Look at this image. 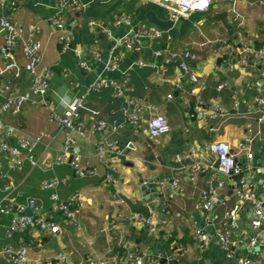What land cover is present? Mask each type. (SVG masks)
<instances>
[{
    "label": "crops",
    "instance_id": "1",
    "mask_svg": "<svg viewBox=\"0 0 264 264\" xmlns=\"http://www.w3.org/2000/svg\"><path fill=\"white\" fill-rule=\"evenodd\" d=\"M77 1L80 8L65 9L61 15L64 26L72 21L69 28H59L52 20L58 10L57 0H19L16 10L8 8L4 11L23 29L24 36L28 35L30 26L38 27L37 38L42 53L38 70L42 71L44 67L54 69L47 98L53 101L57 112L62 113L65 104L85 92L98 76L118 81L127 76L130 90L125 97H145L148 102L159 106L170 122L171 131L152 138L145 122L149 112H145V119L138 126H130L122 110L125 97H116L110 88L100 93L90 91L79 116L84 123V134H75L73 150L81 154L83 164L95 168L96 172L78 176L69 162H57L65 147L66 131L50 120L47 108L26 103L18 114H0V123L4 126L0 128V134L6 132L10 135L8 140L18 147L19 156L24 158L22 169L12 170L7 155L0 153L5 173L0 180V202L12 200L24 206L21 212L0 211V264H14L2 254L3 247L10 242L28 245L30 264L61 252L67 254L69 264H76L79 260L96 264L103 258L109 264H127L129 254L137 247L147 252L144 264H234L237 235L242 236L240 244H245L254 233L250 204L246 203L240 211L239 228L232 235L235 252L229 257L222 250L216 233L227 229L225 212L233 208L238 199L231 180L218 171L214 175L217 158L210 145L224 141L238 152L247 182L264 200V120L261 119L264 107L259 112L249 113L255 100L264 96V80L258 63L245 56L246 47L264 45V0H214L209 10L192 12L177 20L171 19L164 6L149 0ZM121 13L129 15V24L116 23ZM142 23L161 28L164 36L158 40L144 39L136 50L119 48L117 67L112 69L115 42ZM63 33L71 39L67 52L62 51L59 42ZM4 34L5 30L0 28V45L4 42ZM96 48L100 50V58L95 57ZM160 48L188 49L197 54L190 66L203 88L190 82L176 65L164 64L163 58L155 55ZM10 60L23 69L26 59L19 42L11 48L8 59L0 51V69H5ZM81 60H86L91 68L83 69ZM139 60L147 64L138 66ZM154 64L162 66L160 72ZM9 79L13 80L18 92L31 90L32 75L28 72L22 70L18 78L8 73L1 75L0 88ZM221 82L227 83L223 89L218 88ZM198 92L205 104L217 101L224 113L215 118L199 115ZM171 93L173 97L169 98ZM235 97L240 102L237 110L233 107ZM34 98L38 97L34 95ZM2 99L0 95V102ZM98 119L105 120L108 128L96 129ZM248 123L252 124L256 135L252 160L238 151ZM121 124L124 126L116 133L114 127ZM20 132L30 136L44 133L34 148V161L27 158L28 150L19 142ZM257 132H260L258 136ZM114 139L126 149L125 156H113L105 163L100 160L97 145ZM193 148L194 153L178 160V154L189 153ZM197 162L202 163L204 170L194 179L191 168ZM112 167L117 169L116 173ZM111 172L118 176L115 183L108 180ZM137 172L146 178H159L161 190L150 198L138 193ZM52 179L59 180L56 187L47 189L42 186L44 180ZM164 179H178L181 191L169 183L164 184ZM218 180L225 183L220 190L221 201L211 210L202 212L198 205L199 196ZM53 192L64 200L75 192L80 193L74 208L77 224L53 212ZM31 199L35 200L38 210L29 206ZM39 213L54 218L60 226V233L45 235L36 224L13 240L7 236L15 214L36 216ZM136 216L152 218L158 227L156 233H150L146 224L138 221ZM114 224L124 228L125 232L121 234ZM198 228L213 236L205 251L200 250L195 237ZM160 236L163 241L158 240ZM157 244L163 246L168 259L175 260L173 263H160ZM255 250L262 251L258 261L264 262V248L258 246ZM247 254V248L242 249V257Z\"/></svg>",
    "mask_w": 264,
    "mask_h": 264
},
{
    "label": "built area",
    "instance_id": "2",
    "mask_svg": "<svg viewBox=\"0 0 264 264\" xmlns=\"http://www.w3.org/2000/svg\"><path fill=\"white\" fill-rule=\"evenodd\" d=\"M156 2L170 12V17L173 20H177L181 16H189L192 12L196 11H207L210 9L214 0H149ZM235 2L237 0H234ZM19 0H0V28L5 30L4 42L0 45V51L8 59L11 56V48L20 43L23 54L26 59V63L21 69L14 60L7 62L5 69H0V76L5 73L10 74L13 78H18L21 71L24 70L32 75L31 90L29 92H18L13 86V80L9 79L1 88L0 95L3 97L0 102V114L12 113L18 114L22 111V107L26 103H32L35 105L44 106L49 110L50 120L55 122L58 126L62 127L66 131L65 147L62 153L58 156V163L69 162L74 172L78 176H85L91 173H95L96 169L86 166L82 163V157L79 152L73 150L75 144V134H84V123L79 120L80 110L83 107L85 101L88 98L89 92L100 93L105 89H112L113 94L116 97H125L126 93L130 90L128 85V77L126 76L123 81H118L113 78L98 76L91 84H89L87 90L69 100L65 104V109L62 113L57 112L56 106L49 98H47L48 92L52 88V79L54 76V69L50 67H44L42 71L38 70V65L42 60L40 41L37 38V26H30L27 36H24L23 29L18 23L7 16L4 11L5 9L16 10L19 5ZM58 10L56 15L53 16V22L59 27L63 28L64 24L61 20V15L65 9L68 8H80V3L77 0H57ZM234 2V3H235ZM94 24V21L90 22ZM116 23H130V17L126 13H121L117 16ZM164 30L161 28L151 25L148 23H142L136 28H131L121 38H119L113 49L115 50L112 55V69L117 67L118 63V49L125 48L127 50H136L142 45V40H158L164 36ZM61 49L63 52L71 46L70 37L63 33L59 37ZM210 42V41H208ZM244 44L243 41H241ZM96 58H100V50L96 48ZM157 57L163 58V63L166 65H176L180 70L183 71L185 76L190 82L199 84L203 88V83L200 81L198 76L192 70L190 63L197 59V54L190 50H173L170 48H160L155 51ZM245 56L247 60L254 58L260 60V75L264 80V45L259 48L246 47ZM247 60H245L247 62ZM253 60V59H252ZM147 62L139 60L138 66H144ZM80 66L83 69L89 70L90 64L86 60L80 61ZM161 71V65L154 64ZM227 85L226 82H221L218 85L219 89H223ZM36 95L38 98H34ZM169 98L173 97V94L168 95ZM198 101V113L199 115L207 118H215L224 113L222 106L217 102H210L205 104L200 98L201 95L198 92L196 94ZM239 100L237 97L234 99L233 107L235 110L239 108ZM264 107V96H259L253 106L249 109V113L259 112ZM127 118V124L130 126H138L140 121L145 119V112H149V117L146 119V128L148 134L152 138H157L168 134L171 131L170 122L165 114L160 111L159 106L152 104L147 101L145 97L130 98L125 97V105L122 108ZM264 120V116L261 118ZM108 123L103 119H98L95 123V127L98 130H105L108 128ZM124 125L114 127V131L119 133L120 128ZM3 124L0 123V128H3ZM19 142L21 145L28 150L27 158L30 161H34L35 146L41 142L42 134L38 136H30L24 132H20ZM260 132H257V136ZM6 132L0 134V153L6 154L9 158L10 168L12 170L22 169L24 165V158L19 156L18 147L12 145L8 140ZM256 135L254 136V130L251 123L246 126L245 134L243 139L240 141L238 146L239 152H244L248 160H252L254 152L252 146ZM217 158V166L213 167L215 171L221 172L231 180V186L237 196L236 205L228 209L225 212L227 219V229L225 231H218L216 233L217 240L227 256L234 255L232 235L234 230L239 228V215L243 206L246 203L250 204L252 209L251 226L254 229V233L248 238V242L245 243L248 250V254L244 257L241 256L240 264H264L259 262V258L262 256V251H256L255 248L263 246L264 248V200L256 193L252 184L247 182L244 176V167L239 162L238 152L232 150L228 143L224 141H215L210 145ZM97 151L100 160L108 162L113 156L122 157L125 156V148L119 144L118 140H110L109 142H99L97 145ZM195 149H191L189 153H181L177 155L178 160L189 157L190 153H194ZM112 170L116 173L117 169L112 167ZM204 170V166L201 162H197L191 168L192 177L195 179L199 173ZM114 172L108 174V180L110 182H117L118 176ZM5 177L3 166L0 159V180ZM59 183L58 179L44 180L42 186L44 188H54ZM163 183H169L171 186L181 191L178 179H164ZM225 187L224 181L218 180L216 184L210 185L207 189L203 190L198 199V205L202 212L211 210L217 203L221 201L220 190ZM10 188L9 185L6 186ZM52 198V210L53 212L60 213L65 220L70 223L77 224L74 208L79 202L80 193L75 192L69 199H61L56 192L51 194ZM35 210H38L34 199H31L29 204ZM24 209L23 205H17L15 201H8L5 203L0 202V211L5 213L21 212ZM164 210L165 207H162ZM138 221L146 224L149 228V232L155 234L158 227L154 220L150 217L136 216ZM37 226L39 229L46 234H58L60 233V226L54 220L46 214L39 213L36 216H28L24 214H15L12 222L7 230V236L10 239L22 235L28 231L32 226ZM114 228L118 229L121 234L125 232L124 228L119 227L118 224H114ZM195 237L197 239L199 248L201 251H205L213 241V236L203 229L198 228L195 231ZM186 253L187 250H184ZM2 254L5 259L14 264H30L29 259V248L25 243L16 244L15 242L8 243L2 249ZM147 257V252L141 248H135L128 256L127 264H144ZM34 264H69V259L66 253L61 252L55 257L47 258L46 260H37ZM76 264H86L84 260H79ZM96 264H109L106 258L99 260Z\"/></svg>",
    "mask_w": 264,
    "mask_h": 264
},
{
    "label": "water",
    "instance_id": "3",
    "mask_svg": "<svg viewBox=\"0 0 264 264\" xmlns=\"http://www.w3.org/2000/svg\"><path fill=\"white\" fill-rule=\"evenodd\" d=\"M72 21L70 20L69 22H67V24L64 26V28H69L71 25ZM251 60L253 59L255 62L258 63V66L260 67V60H256L254 58H250ZM183 80L187 81V78H184ZM176 96L178 98V100H181L180 96H178V92H175ZM139 180H138V184H139V189L137 190L138 193H142L144 196L147 195V198H150L151 196H155L157 194L158 191L161 190V186L158 184L159 178H146L144 177L141 173L137 172ZM153 193V194H152ZM264 198V196H263ZM251 209V208H250ZM252 212V209H251ZM251 217L252 214H251ZM241 234L237 235V252H236V257H235V261L234 264H240V258L242 256V249L246 248L245 244H240V240H241ZM260 248H262L263 246H259ZM157 251L160 253V263H173V261L175 260H170L168 259L164 248L161 244H157ZM262 263H264L262 261Z\"/></svg>",
    "mask_w": 264,
    "mask_h": 264
},
{
    "label": "trees",
    "instance_id": "4",
    "mask_svg": "<svg viewBox=\"0 0 264 264\" xmlns=\"http://www.w3.org/2000/svg\"><path fill=\"white\" fill-rule=\"evenodd\" d=\"M160 238H161V236L159 237V239L158 240H160ZM162 240H160V241H163V238H161ZM165 245V244H164Z\"/></svg>",
    "mask_w": 264,
    "mask_h": 264
}]
</instances>
